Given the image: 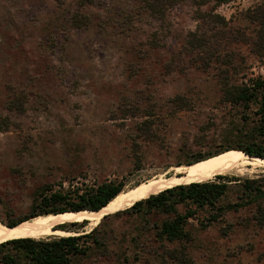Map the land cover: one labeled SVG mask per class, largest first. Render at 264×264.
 <instances>
[{
	"label": "rangeland",
	"instance_id": "1",
	"mask_svg": "<svg viewBox=\"0 0 264 264\" xmlns=\"http://www.w3.org/2000/svg\"><path fill=\"white\" fill-rule=\"evenodd\" d=\"M261 3L0 0V222L40 212L46 185L126 190L242 145L241 107L221 99L215 57L241 53L251 76L264 75V62L234 40L253 36L247 14ZM230 172L220 175L240 181L228 183L220 205L246 200V178L264 189L263 168ZM258 203L264 198L215 222L198 211L185 226L190 237L173 242L155 238L166 213L111 215L86 239L99 243L72 263L264 264ZM95 226L56 227L75 235Z\"/></svg>",
	"mask_w": 264,
	"mask_h": 264
},
{
	"label": "trees",
	"instance_id": "2",
	"mask_svg": "<svg viewBox=\"0 0 264 264\" xmlns=\"http://www.w3.org/2000/svg\"><path fill=\"white\" fill-rule=\"evenodd\" d=\"M214 1L216 4H220L233 0ZM217 17L219 16L217 15ZM247 17L249 23L253 24V36L246 37L242 32L240 37H236L234 40L247 44L249 52L255 60L263 63L264 3L251 8ZM219 18L224 20L222 17ZM215 60L218 64L216 73L221 99L231 105L241 107L240 117L247 127L244 132L243 144L232 150L264 159V75L251 76L252 72L242 65L245 59L241 53L225 52L218 54ZM176 99H174L175 102L180 101L179 97ZM183 102L184 100L181 99V103ZM215 154L199 156L190 163ZM216 179L166 188L132 203L127 208L105 214L101 221L111 215L119 216L124 213L141 212L148 215L151 212L161 211L167 214V218L155 225V238L167 242L181 241L190 237L185 226L188 219L194 217L198 211H208L207 220L215 222L222 217L225 211L235 210L256 202L257 199L264 198L263 184H258L257 179L246 178L242 182V192L246 194V200L220 205L219 201L225 196L228 183L240 181V178L218 174ZM121 190H123V184L114 182L93 183L76 187L73 184L65 187L62 183H59L57 187L46 185L37 198L38 205L44 208L38 213L25 216L21 220H13L6 225L14 226L39 214L98 211ZM179 206L183 208V212L178 210ZM254 219L258 224L264 226V203L257 204ZM82 222L87 223V220ZM97 226L87 233L75 231V235L43 239L24 237L1 242L0 264H73L72 258L86 254L91 244L99 243L96 240H86L92 236Z\"/></svg>",
	"mask_w": 264,
	"mask_h": 264
},
{
	"label": "bare ground",
	"instance_id": "3",
	"mask_svg": "<svg viewBox=\"0 0 264 264\" xmlns=\"http://www.w3.org/2000/svg\"><path fill=\"white\" fill-rule=\"evenodd\" d=\"M258 168L264 169V159L236 152L235 150L224 151L189 164H176L148 180L137 183L126 190H121L108 204L98 211L85 210L80 212L39 214L14 226H8L0 222V243L24 237L67 236L71 234L69 231L56 226L74 221L82 222L83 220H87L88 225L95 226L105 214L127 208L132 203L166 188L179 184L205 182L215 175L226 174L230 171H235L239 174L251 173V171Z\"/></svg>",
	"mask_w": 264,
	"mask_h": 264
}]
</instances>
